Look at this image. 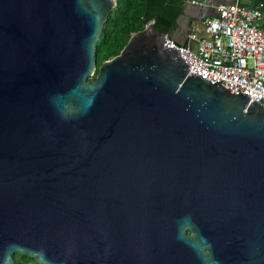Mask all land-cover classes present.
Here are the masks:
<instances>
[{"label": "water", "instance_id": "95a60500", "mask_svg": "<svg viewBox=\"0 0 264 264\" xmlns=\"http://www.w3.org/2000/svg\"><path fill=\"white\" fill-rule=\"evenodd\" d=\"M161 4L96 66L114 1L0 0V264H264V105L187 74Z\"/></svg>", "mask_w": 264, "mask_h": 264}, {"label": "built area", "instance_id": "2783aa9c", "mask_svg": "<svg viewBox=\"0 0 264 264\" xmlns=\"http://www.w3.org/2000/svg\"><path fill=\"white\" fill-rule=\"evenodd\" d=\"M183 1L195 7L207 4V0ZM260 5L214 4V15L200 20L204 35L190 30L185 34L187 44H177L165 34L168 40L163 43L176 50L187 65V74L196 71L210 83L217 81L230 93L244 94L264 105V26L259 24L263 18Z\"/></svg>", "mask_w": 264, "mask_h": 264}, {"label": "trees", "instance_id": "16d2710c", "mask_svg": "<svg viewBox=\"0 0 264 264\" xmlns=\"http://www.w3.org/2000/svg\"><path fill=\"white\" fill-rule=\"evenodd\" d=\"M181 11V0H162L157 16L169 22L163 33L168 35L174 28L175 19ZM260 11L263 16L261 25L264 26V0L261 2ZM143 12L144 0H115V5L107 14L101 26L99 39L94 45L96 66L101 61L116 55L129 34L141 30L145 21L150 20L146 18L143 24L141 23ZM11 258L13 264H33L32 259L16 253H12Z\"/></svg>", "mask_w": 264, "mask_h": 264}, {"label": "crops", "instance_id": "0c3cea01", "mask_svg": "<svg viewBox=\"0 0 264 264\" xmlns=\"http://www.w3.org/2000/svg\"><path fill=\"white\" fill-rule=\"evenodd\" d=\"M263 0H207V4L199 7L191 6L181 0L182 11L175 19L174 28L168 33V36L177 44H187L185 34L194 30L198 35H204L200 20L204 17L214 15V4L238 2L244 6H254ZM263 19V18H262Z\"/></svg>", "mask_w": 264, "mask_h": 264}, {"label": "rangeland", "instance_id": "374dc122", "mask_svg": "<svg viewBox=\"0 0 264 264\" xmlns=\"http://www.w3.org/2000/svg\"><path fill=\"white\" fill-rule=\"evenodd\" d=\"M263 22V19L261 20V22H259V24H261Z\"/></svg>", "mask_w": 264, "mask_h": 264}, {"label": "flooded vegetation", "instance_id": "af4514ba", "mask_svg": "<svg viewBox=\"0 0 264 264\" xmlns=\"http://www.w3.org/2000/svg\"><path fill=\"white\" fill-rule=\"evenodd\" d=\"M187 233V232H186Z\"/></svg>", "mask_w": 264, "mask_h": 264}]
</instances>
